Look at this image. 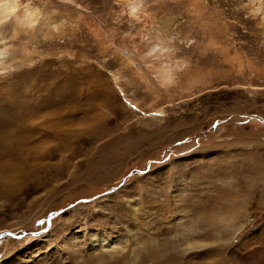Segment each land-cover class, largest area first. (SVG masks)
<instances>
[{
    "label": "rangeland",
    "instance_id": "1",
    "mask_svg": "<svg viewBox=\"0 0 264 264\" xmlns=\"http://www.w3.org/2000/svg\"><path fill=\"white\" fill-rule=\"evenodd\" d=\"M26 2L36 30L1 43L0 264H264V0H144V27L121 0ZM156 28L188 62L169 84L135 54Z\"/></svg>",
    "mask_w": 264,
    "mask_h": 264
},
{
    "label": "bare ground",
    "instance_id": "2",
    "mask_svg": "<svg viewBox=\"0 0 264 264\" xmlns=\"http://www.w3.org/2000/svg\"><path fill=\"white\" fill-rule=\"evenodd\" d=\"M68 1H73V0H68ZM121 1L124 4L125 10L128 11L130 16L134 17V19H136L140 23V26L144 27V25H147V23L152 24V22H151L152 19L154 22L153 15L150 14L148 9L146 8L144 0H121ZM22 4H23V0H0V69H6L9 67L6 63V60H4V59H6L5 55L8 54V48L6 46H4L5 48L1 46V43L3 41H5V39H6V37L3 34L4 33L3 32L4 26L8 22L13 21L15 23V25H14L12 32H13V35H15V34H17L16 29L18 28V26L22 30L25 29L24 26H27L28 30L31 29V30L35 31L36 26L39 23V22H37L39 19L38 8L35 5H33L32 3L26 2L25 4H23L22 10H20L19 7H21ZM262 5H263V2H262V0H260L259 8H261ZM254 11L257 12L258 8L254 9ZM16 23L18 24V26H16ZM18 31H19V29H18ZM25 31H26V29H25ZM161 31H162L161 28L160 29L156 28V29H154L153 32L152 31L149 33L147 32L148 35L145 38L146 42H147L146 43L147 47L144 50L145 51L144 55L142 54L141 51H137V53H135V54L136 55L138 54L139 56H143L144 58H146V63L144 64V66L145 67L148 66L152 69V72L154 73L157 80H159V83L169 84L171 82H174V79H175L174 75H175L176 71L183 68L185 65L188 64V62H186L184 60H179V59L173 58V54H174L175 49H176V45H174L173 41H172L173 36L169 32H164V31L161 32ZM139 32L141 33V29L139 30ZM145 32H146V29L143 32V34H145ZM49 35H50L49 32H47L45 34V36H49ZM142 36H144V35H142ZM144 42H145V40L143 41V43ZM25 50H27V48H25ZM135 54H133V55L135 56ZM127 59L129 60L130 63L135 64L133 57H128ZM18 108H21V107H18ZM14 110L16 111V109H14ZM12 114H13V112H12ZM22 115L23 114H21V117L23 118ZM17 118H20V117H17ZM16 120H18V119H16ZM26 121H28V120H26ZM22 126L23 125H19L16 128V129H18L17 131L19 133H21V130L23 129ZM26 130H27V128H26ZM13 131H14V128H13V130H11L9 127H7L4 132L7 134H10L12 136H15L12 134ZM14 134H16V133H14ZM11 145H13V144H10L9 142L5 143L4 140H2L0 142V147H6V146L10 147ZM17 151H18V148H17ZM23 163H24V161H23ZM23 167H25V165H23ZM13 169H15V168H13ZM20 172H21V170H20ZM17 173H14L12 176L15 177V175H17ZM19 176H20V174H19Z\"/></svg>",
    "mask_w": 264,
    "mask_h": 264
},
{
    "label": "water",
    "instance_id": "3",
    "mask_svg": "<svg viewBox=\"0 0 264 264\" xmlns=\"http://www.w3.org/2000/svg\"><path fill=\"white\" fill-rule=\"evenodd\" d=\"M8 233L7 234H12L11 232L7 231Z\"/></svg>",
    "mask_w": 264,
    "mask_h": 264
}]
</instances>
